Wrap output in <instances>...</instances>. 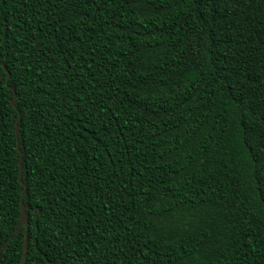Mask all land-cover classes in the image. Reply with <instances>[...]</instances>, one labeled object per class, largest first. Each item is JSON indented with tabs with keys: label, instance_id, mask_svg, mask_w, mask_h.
<instances>
[{
	"label": "trees",
	"instance_id": "1",
	"mask_svg": "<svg viewBox=\"0 0 264 264\" xmlns=\"http://www.w3.org/2000/svg\"><path fill=\"white\" fill-rule=\"evenodd\" d=\"M0 255L264 264V0H0Z\"/></svg>",
	"mask_w": 264,
	"mask_h": 264
},
{
	"label": "water",
	"instance_id": "2",
	"mask_svg": "<svg viewBox=\"0 0 264 264\" xmlns=\"http://www.w3.org/2000/svg\"><path fill=\"white\" fill-rule=\"evenodd\" d=\"M15 132H16V135L18 134V126H17V122L15 124ZM17 150L19 151L18 149V146H17ZM22 159H20V166L22 165V162H21ZM20 181H21V178H20ZM26 192V190H24V193ZM27 223V217H26V207L23 203H21L20 205V211H19V217H18V224H17V228H16V233L15 234H18L21 230V228L23 226H25ZM27 249V236H25L24 238V251H26ZM0 263H1V255H0Z\"/></svg>",
	"mask_w": 264,
	"mask_h": 264
}]
</instances>
